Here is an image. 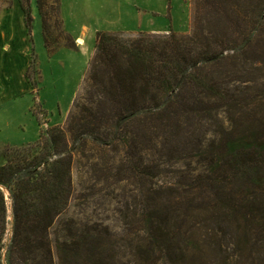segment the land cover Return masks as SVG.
Here are the masks:
<instances>
[{
	"label": "trees",
	"instance_id": "obj_1",
	"mask_svg": "<svg viewBox=\"0 0 264 264\" xmlns=\"http://www.w3.org/2000/svg\"><path fill=\"white\" fill-rule=\"evenodd\" d=\"M18 3L29 31L30 0ZM37 9L47 46L43 0ZM95 38L66 124L2 151L0 264H264V0H193L186 36ZM106 151L118 164L102 162L97 178L146 183L117 200L120 231L63 221L50 238L76 157ZM161 157L184 167L167 184Z\"/></svg>",
	"mask_w": 264,
	"mask_h": 264
},
{
	"label": "rangeland",
	"instance_id": "obj_2",
	"mask_svg": "<svg viewBox=\"0 0 264 264\" xmlns=\"http://www.w3.org/2000/svg\"><path fill=\"white\" fill-rule=\"evenodd\" d=\"M43 2L48 21L47 46L37 0H30L32 22L29 31L19 25L18 0H0V165L5 163L2 151L6 146L31 145L37 141L41 130L66 124L74 103L81 96L95 52L97 31L134 37L169 32L186 36L192 30L193 0ZM258 73L261 77L258 82H263L264 69ZM223 117L221 114L220 118ZM209 124L202 121L198 127L205 140L213 130ZM118 159L117 153L109 151L104 152L102 158L95 155L76 157L71 166V197L49 229L50 238L55 232H61L63 221H70L76 227L99 224L113 234L120 231L118 208L123 198L130 202V197L137 194L134 187L145 188L146 183L140 180L137 185L134 181L133 185L130 181L106 184L95 176L101 173L102 162L115 167ZM194 160L192 166L202 168V163ZM162 161L156 181L167 184L176 180V172L184 168L182 164L174 159L166 161L164 157ZM7 202L10 228L12 218L9 200ZM108 252H112L111 249Z\"/></svg>",
	"mask_w": 264,
	"mask_h": 264
},
{
	"label": "crops",
	"instance_id": "obj_3",
	"mask_svg": "<svg viewBox=\"0 0 264 264\" xmlns=\"http://www.w3.org/2000/svg\"><path fill=\"white\" fill-rule=\"evenodd\" d=\"M18 21H19V25L21 26V29H23L24 27H25V24H24V19H23V12H22V10H21V14H20V19H18ZM25 29H26V27H25Z\"/></svg>",
	"mask_w": 264,
	"mask_h": 264
},
{
	"label": "bare ground",
	"instance_id": "obj_4",
	"mask_svg": "<svg viewBox=\"0 0 264 264\" xmlns=\"http://www.w3.org/2000/svg\"><path fill=\"white\" fill-rule=\"evenodd\" d=\"M77 41H78L79 43H82V40H81L80 38H78Z\"/></svg>",
	"mask_w": 264,
	"mask_h": 264
}]
</instances>
